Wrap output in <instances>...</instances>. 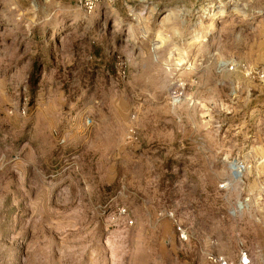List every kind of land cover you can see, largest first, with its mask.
<instances>
[{
	"label": "rangeland",
	"instance_id": "374dc122",
	"mask_svg": "<svg viewBox=\"0 0 264 264\" xmlns=\"http://www.w3.org/2000/svg\"><path fill=\"white\" fill-rule=\"evenodd\" d=\"M241 64L264 71V0H0V264L264 248V79ZM235 160L255 196L236 213L240 177L219 189Z\"/></svg>",
	"mask_w": 264,
	"mask_h": 264
},
{
	"label": "built area",
	"instance_id": "2783aa9c",
	"mask_svg": "<svg viewBox=\"0 0 264 264\" xmlns=\"http://www.w3.org/2000/svg\"><path fill=\"white\" fill-rule=\"evenodd\" d=\"M119 0H76L78 6L83 9L86 13L92 14L96 12L97 10H102L107 7H111L114 4H116ZM241 72L248 77H259L260 79H264V71L260 69H250L244 64L238 65ZM227 69L230 71H235L237 69V65H227ZM182 90L177 89L173 96H172V104L176 105L178 101L180 100L182 96ZM133 119H135V116H133ZM235 164L236 169H233L232 166ZM229 168L232 174V178L224 179L221 184H219V189L224 192H229L233 189L234 184H236L237 181H235L234 173L237 172L240 174V180L239 183H241V201L239 202V205L237 206L238 210H235V213L243 212L249 209L251 202L253 198L255 197L251 193H246L245 188L247 187L246 182L242 179L243 174L249 171L252 168V165L249 164L248 161L245 160H235L231 163H229ZM256 198L259 201V204L264 205V179L259 181L258 184V191L256 194ZM120 219H125L126 224L128 226L134 225V219L131 216L130 211L128 208L124 205H118L114 212L110 213V220L112 222H118ZM259 220V219H258ZM176 224V230L178 234V239L181 243H186L189 239L188 231L187 229L181 225L179 222H175ZM264 228V223H263ZM208 260L210 264H260L264 263V248L260 245L256 246H245L242 248L238 254V259L236 261H233L232 259L228 258L224 255L219 254H209Z\"/></svg>",
	"mask_w": 264,
	"mask_h": 264
},
{
	"label": "bare ground",
	"instance_id": "6f19581e",
	"mask_svg": "<svg viewBox=\"0 0 264 264\" xmlns=\"http://www.w3.org/2000/svg\"><path fill=\"white\" fill-rule=\"evenodd\" d=\"M232 168H233V169H236L235 164H233ZM234 174H235L234 176H235L236 178H239V177H240V174H238L237 172H235Z\"/></svg>",
	"mask_w": 264,
	"mask_h": 264
}]
</instances>
